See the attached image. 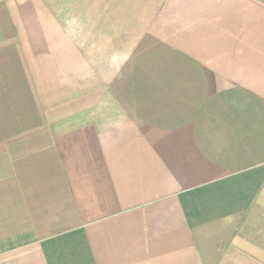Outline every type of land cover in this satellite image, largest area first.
<instances>
[{"label":"crops","instance_id":"1","mask_svg":"<svg viewBox=\"0 0 264 264\" xmlns=\"http://www.w3.org/2000/svg\"><path fill=\"white\" fill-rule=\"evenodd\" d=\"M0 264H264V0H0Z\"/></svg>","mask_w":264,"mask_h":264},{"label":"rangeland","instance_id":"2","mask_svg":"<svg viewBox=\"0 0 264 264\" xmlns=\"http://www.w3.org/2000/svg\"><path fill=\"white\" fill-rule=\"evenodd\" d=\"M46 37H47V34H46ZM52 63L54 64V62H52ZM68 63L71 65L70 67H72V68H71V69H69V70H70V71H71V70H73V71H74V70H75V68H76V65H73V64H74L75 62H68ZM55 64H56V65H58V64H59V62H56ZM117 83H118V82H117Z\"/></svg>","mask_w":264,"mask_h":264}]
</instances>
